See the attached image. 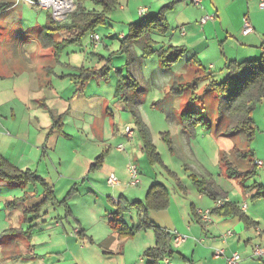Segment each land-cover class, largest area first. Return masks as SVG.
<instances>
[{
  "label": "crops",
  "instance_id": "obj_1",
  "mask_svg": "<svg viewBox=\"0 0 264 264\" xmlns=\"http://www.w3.org/2000/svg\"><path fill=\"white\" fill-rule=\"evenodd\" d=\"M2 1L0 11L9 10L11 5ZM171 4L174 7L166 14V20L175 32L169 45L185 48L191 52L190 59L199 62L201 67L196 68V72L200 74H194L195 78L202 73L212 75L215 71L220 73L218 76L224 74L227 78L228 62L264 59V10L259 6L260 0H204L197 6L191 0H156L150 2L151 8H145L146 14H156L152 12L155 5L161 6L158 13ZM117 12L122 14L124 26L141 20L139 10L119 6ZM171 13L177 16L171 18ZM114 14L108 23H114ZM207 16H213V20L204 24L202 20ZM18 22L22 28L25 20ZM245 22L253 29L249 34L244 32ZM4 29L0 25V159L5 158L13 165L9 155L34 154L38 161L42 157L45 162L49 158L44 173L58 177L47 186L2 180L17 188L33 186L43 190L42 200L22 214L23 220L36 225L25 237L30 243L36 240V244L30 251L32 255L24 260L38 264H226L225 257L238 253L240 264H264V259L253 257L256 247L264 248V197H261L264 193V99L253 114L256 133L252 142L242 137L249 150L236 149L233 160L227 157L245 173L244 177L230 179L224 163L222 176L242 183V200L234 201L210 171L204 169L202 174L194 164L196 168L188 167L187 161L192 162L193 155H106L108 150L89 155L87 143L96 142L90 138L103 141L106 123L104 117L96 118L97 113L89 108L81 106L74 111V94L82 93L88 83L71 93L73 84L68 80L74 81V75L55 70L59 54L44 48L38 41L39 57L36 58L34 51H26L25 45L15 47L9 38L4 39ZM47 30H41L38 39ZM122 35L126 33L123 31ZM104 49L108 48L104 46ZM51 60L55 66H43ZM68 68L70 65H64L63 69ZM75 83L79 87V82ZM206 84L201 89H205ZM99 91L96 89L90 97L103 100ZM101 111L105 112L103 106ZM73 112L84 115L77 124L67 121V116ZM58 117L61 121L57 122ZM70 122L74 126L69 125ZM73 129L80 130L86 137L85 143L76 150L85 154L81 149L86 146V155H59L57 144L63 137L70 140ZM55 134L58 139L51 143ZM242 154L247 156L244 158ZM24 167L31 168L29 165L18 168ZM156 167L162 169L161 176L156 169L154 171ZM187 169L198 171L186 177L192 181L191 186L178 175ZM134 170L138 172L135 186L132 185ZM34 173L40 175L38 170ZM72 173L79 176L64 177ZM111 178L117 183L110 184ZM203 183L209 185L206 192L199 188ZM154 185L161 186L167 194L166 202L156 200V208L147 203L148 192ZM84 191L87 196L81 194ZM24 197L25 200L17 198L12 202H17L16 207H19L29 196ZM222 200L224 205L217 208V202ZM121 207H124L122 222L126 228L134 230L133 235L125 238L114 232L110 224ZM58 208L61 211H57ZM52 211L55 213L50 214ZM206 211H210L207 221L202 217ZM228 233L232 235L225 238ZM178 236L185 237L186 241L175 242ZM151 249L156 251L148 254ZM217 250H223L225 257L216 256Z\"/></svg>",
  "mask_w": 264,
  "mask_h": 264
},
{
  "label": "rangeland",
  "instance_id": "obj_2",
  "mask_svg": "<svg viewBox=\"0 0 264 264\" xmlns=\"http://www.w3.org/2000/svg\"><path fill=\"white\" fill-rule=\"evenodd\" d=\"M39 1L3 0L1 3L10 4L11 7L9 10L0 11V25L5 28L4 33H2L4 39L6 37L9 38V41H12L15 47L20 44L25 45L26 51H34L33 56H36V58L39 57L37 42L39 41L38 36L41 30L45 28L52 29L63 23L55 20L52 9H44L30 3H38ZM77 1L87 11H102L92 1ZM122 1V3L119 2V6L127 10L138 11L140 8H151L150 2L154 3L156 0ZM73 4L74 10L72 12L77 8L75 0H73ZM160 8L161 6L155 5L152 12L157 13ZM117 10L113 12L115 13L112 21L114 22L113 24L108 23L105 26L98 27L96 30V33L102 38L99 44L100 48L99 46L95 48L91 40V34L86 33L76 43L67 44V46L61 49L58 56L59 63L55 67V70L59 73L65 72L74 76H78L82 69L89 71L94 69L99 70L104 66L110 68L106 77L91 78L86 82L88 84L82 93L74 94V111H77L76 109H79L81 106L82 108H89L97 113L96 118L98 115L104 117L106 123L105 138L103 141L90 138L91 141L96 142L87 143L90 149L88 154L99 155L108 150L106 155H193L192 162L187 161L188 167H197L201 173L202 170L207 169L212 173L213 178H217L218 184L229 193L232 200L241 201L240 188L242 187V183L238 180H227L224 175L222 176V172H225V167L222 162L220 168V155L225 153L226 155L222 156L233 160L235 156L233 155L234 150L238 149L241 152H245L249 148L246 141L242 140L243 136H240V134H223L221 127L224 125L223 121L226 111L221 105L222 101L214 91L205 93L206 89H201L206 82L198 83L196 93L201 98L194 103L190 102V88H186L185 93L181 95L180 93L175 95L171 92L172 86L177 82L175 79H178L180 75L184 77L183 85H187L196 79L194 74H200L198 71L196 72V66L189 69L184 67L185 63L192 57L191 52H187L183 59L170 69L162 66L158 55H148L144 52L143 40L133 43L130 55L126 53L117 54V52H121L123 49V43L121 42L123 37V35L121 37L122 32L129 33V26L123 25L121 21L122 14L118 13ZM113 13L108 16L109 20H111ZM174 16L176 17L177 14L171 13L169 17L174 18ZM20 19L25 20V22H22V28L17 24ZM173 32L175 31L172 30L165 36L154 35L153 38L160 45L159 47H166L171 44ZM72 36H74L72 32L69 33L67 30H61L56 32L53 38L59 44L66 42L65 39ZM104 46L108 49H104ZM93 51H96L95 53L98 56L94 57ZM45 65L47 67L55 66L53 60L47 61L43 66ZM64 65H70L71 68H68V70L63 69ZM218 74H220L218 71L212 73L210 81L223 82L226 76L224 74L218 76ZM74 76V81L79 82V87L73 80H68V83L71 82L73 84L71 93H75L80 88V80ZM70 78L68 76V79ZM129 80L135 85L134 89L125 90L126 93L122 92L121 96L117 95L118 82L125 84ZM177 83L182 85L179 80ZM98 84L100 85L99 87L97 86ZM96 89L100 90V94H103V100L98 101L90 97L93 92H96ZM54 104H57V102H54ZM102 106L105 112L101 111ZM131 108L133 109L131 110ZM184 112L201 114L204 119V123L196 126L191 134L186 131L182 124ZM67 117L68 122L72 120L77 124L80 121L79 118H83L84 115L73 112ZM135 118L140 119V126L136 124ZM59 120L60 118L58 117L57 122ZM68 124L74 126L71 122ZM126 129L132 130V138L128 137ZM71 131L73 137L70 140H66L62 136L63 139L57 144L58 154L86 155V146H83V149H81L85 154H80V152L76 151L79 146L85 143L83 141L86 137L81 134L80 130L73 129ZM55 135L51 143H54L58 139L57 134ZM146 141L149 143L150 152L146 148ZM119 147H123L124 152L123 150L122 152H118ZM171 147L174 149L172 150L173 152L170 150ZM152 149L154 154L151 153ZM73 151L78 152V154H74ZM9 156L13 158L14 163L12 164L14 166L18 165L16 167L25 176L24 180L26 181L31 179L29 175L33 177L41 176L38 178L48 185V183L53 184L58 178L44 173L48 168L49 158H47L48 162H45L42 157H39L38 161L37 155L34 154ZM5 160L7 161L5 158L0 159V161ZM19 164L21 166L29 165L31 168L24 167L21 170L18 168ZM64 164L66 165L65 161ZM200 164H202V167ZM155 169L157 173L160 172L161 176L162 169L156 167L154 171ZM37 170L38 174H40L38 176L34 173ZM196 170L191 171L187 169L185 173L183 172V174L180 173L178 175L188 186H191L192 181L186 177L191 174H197L198 171ZM72 174V176L64 175V177L72 178L79 176L76 175L77 173ZM29 182L31 181L27 183ZM26 187L20 186L17 188L14 185L3 182L0 178V264H38L33 259V261L27 258L24 260L27 255L31 254L30 251L36 244V240L30 243L25 237H28V233L35 230L36 225L23 220L22 214L25 209L33 208L42 200L41 193H43V190L39 187L38 189H35L33 186ZM25 194L29 196L28 200L22 201L21 205L16 207L17 202H12V200L17 198L20 201L25 200ZM81 194L87 196L85 191L81 192ZM5 202H8L6 206ZM14 208L15 210L13 211ZM57 211H61V209L58 208ZM54 213L52 211L50 214ZM51 220H49V223L52 222ZM7 229L9 230L5 233Z\"/></svg>",
  "mask_w": 264,
  "mask_h": 264
},
{
  "label": "trees",
  "instance_id": "obj_3",
  "mask_svg": "<svg viewBox=\"0 0 264 264\" xmlns=\"http://www.w3.org/2000/svg\"><path fill=\"white\" fill-rule=\"evenodd\" d=\"M83 2L85 0H82ZM94 2L98 5L102 11L92 10L87 11L84 7L75 0L77 5L76 10L71 13L66 22L62 23L58 27H53L48 29L39 37V41L44 48H49L55 51V54H59L61 49L67 44L76 43L81 36L86 33H96V30L100 26H105L108 24V16L118 9L120 0H88ZM82 2V3H83ZM174 4L167 5L163 7L156 14H145L141 17V20L138 23L132 24L129 26V33L126 34L121 42L123 43V49L120 52L121 54L126 53L130 55L131 47L135 41L143 40L144 46L143 50L148 55H158L160 57V62L164 68L170 69L175 64L179 63L181 59L187 53V50L183 47H176L169 45L166 47L157 46L158 43L154 40V35L165 36L171 32V28L168 25L166 20V14L172 10ZM61 30H67V32H72L74 36L71 38H66L64 43H56L54 40V34ZM101 38V37H100ZM102 41V38H101ZM157 49V50H156ZM196 66L200 69L199 62L192 58L190 59L185 68L189 69ZM244 68H248L250 71L244 72L243 75H240L241 71ZM108 66H104L101 70H89L86 71L82 69L80 74L77 76V79L80 80L81 87H84L86 82L89 81L92 77H106L108 74ZM202 71V70H201ZM227 71V82L232 83V87H222L225 80L221 83H216L209 81L211 75L203 74L201 77H198L193 80L192 83L183 85V76H179L178 79H175V82L172 86L171 92L175 95H180L185 93L186 88H190L191 98L190 102L194 103L201 98L196 92L198 89L199 82H207L205 89L206 92L214 91L218 98L222 101L221 105L225 108L226 115L224 119V125L221 127L223 134L226 135H236L245 137L248 143L252 142L253 137L256 133V127L253 120V114L256 111L259 104H261L264 99V59L243 61V62H228L226 66ZM106 80V78H105ZM129 80L127 83L118 82L117 85V95L121 96L122 92L125 90L134 89L135 85ZM123 97H125L123 95ZM136 124L140 126L141 121L139 118H135ZM204 123L203 116L195 112H184L182 115V124L186 131L191 134L196 126ZM146 148L150 152L149 143L146 141ZM172 151V147L170 149ZM152 154L154 151L152 149ZM251 153V151H250ZM223 155H226L223 153ZM239 155H241L239 153ZM242 156L245 158L247 155ZM222 162L226 164L227 174L230 179H236L244 177L245 173H242L238 170L236 166L230 163L226 156L222 157ZM252 173V172H251ZM250 174V173H249ZM247 174V176L249 175ZM0 178L6 182L14 183H26V184H42L47 186L40 178L33 177L28 181L24 180L25 176L13 165L7 161H0ZM27 179V178H26ZM209 185L200 184L199 188L203 192H206ZM256 188V187H255ZM258 188V187H257ZM262 194V195H261ZM261 197H264V193H261ZM160 198L164 202L167 201V194L163 188L159 185H154L147 195L148 206L156 208V200ZM124 207H121L114 217L110 220L111 227L114 232L118 233L121 238L129 237L133 235L134 230L128 229L125 227L122 222V210ZM158 244H161V235H158ZM156 249H151L147 253L153 254Z\"/></svg>",
  "mask_w": 264,
  "mask_h": 264
},
{
  "label": "built area",
  "instance_id": "obj_4",
  "mask_svg": "<svg viewBox=\"0 0 264 264\" xmlns=\"http://www.w3.org/2000/svg\"><path fill=\"white\" fill-rule=\"evenodd\" d=\"M204 1V0H191L192 4L194 5H199L201 4V2ZM31 4H34V5H38L44 9H52L53 12H54V16H55V20L57 22H63L66 21L69 17V15L71 13H73L72 11L74 10V4H73V0H55V1H52V0H40L38 3H35V2H30ZM57 4H60V5H63L62 6H57ZM260 8L262 10H264V0H260V4H259ZM146 9L145 8H140L139 9V14L140 16H144L146 14ZM213 20V16H207L206 18H204L202 20V22L205 24L207 21H211ZM253 31L251 25L249 22H245V25H244V32L246 34H249ZM91 40H92V43L93 45L95 46V48H97L99 46V44L101 43V38L100 36L97 34V33H93L91 35ZM127 131V135L129 138H131L132 136V130H129V129H126ZM119 151H122L123 150V147H119L118 148ZM259 165H262V163H259ZM132 185L135 186L137 185L138 183V172L136 170H134L132 172ZM114 183H117V181L113 178L110 179V184H114ZM225 201L222 200V201H218L217 202V208H220L224 205ZM245 209V207H244ZM209 215H210V211H206L202 217L205 221L208 220L209 218ZM232 234L231 233H228L227 235H225V238L228 237V236H231ZM186 241V238L183 237V236H178L175 238V242L177 243H180V242H185ZM216 256L218 257H225V253L223 250H217L216 251ZM253 257L254 258H258V259H264V248H261V247H256L255 250L253 251ZM226 258V264H240L241 262V257L238 253H233L230 257H225Z\"/></svg>",
  "mask_w": 264,
  "mask_h": 264
},
{
  "label": "snow or ice",
  "instance_id": "obj_5",
  "mask_svg": "<svg viewBox=\"0 0 264 264\" xmlns=\"http://www.w3.org/2000/svg\"><path fill=\"white\" fill-rule=\"evenodd\" d=\"M248 71H250L248 68H244V69L241 71L240 75H243L244 72H248ZM232 86H233V84L227 82V80H225L224 84L222 85V87H224V88H225V87H232Z\"/></svg>",
  "mask_w": 264,
  "mask_h": 264
},
{
  "label": "bare ground",
  "instance_id": "obj_6",
  "mask_svg": "<svg viewBox=\"0 0 264 264\" xmlns=\"http://www.w3.org/2000/svg\"><path fill=\"white\" fill-rule=\"evenodd\" d=\"M52 1H55V0H52ZM70 1V0H69ZM57 6H62L63 7V5H60V4H57Z\"/></svg>",
  "mask_w": 264,
  "mask_h": 264
}]
</instances>
